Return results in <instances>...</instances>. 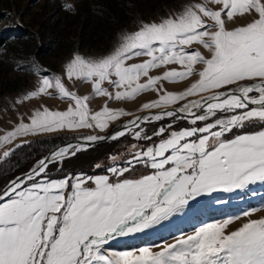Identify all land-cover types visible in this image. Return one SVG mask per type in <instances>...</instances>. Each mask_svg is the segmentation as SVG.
I'll return each instance as SVG.
<instances>
[{
    "label": "snow or ice",
    "instance_id": "1",
    "mask_svg": "<svg viewBox=\"0 0 264 264\" xmlns=\"http://www.w3.org/2000/svg\"><path fill=\"white\" fill-rule=\"evenodd\" d=\"M209 5L219 7L214 10ZM237 16L248 22L228 30L224 17L232 21ZM194 44L208 55L189 52ZM133 57L147 59L126 64ZM168 64L187 70L149 76L150 69ZM194 65L202 68L193 71ZM65 73L68 80L91 84L95 95L110 101L157 91L161 79L176 82L198 76V80L181 93L165 92L143 104L148 114L124 128L137 129L135 139L150 143L134 146L131 158L123 164L112 157L107 174L52 178L50 165L81 150L80 145L70 144L39 160L0 190V264H264V218H249L232 231L226 230L228 225L240 216L206 223L175 238L174 243L155 246L159 250L144 246L114 251L108 247L118 237L161 225L199 197L264 183V0L191 4L159 23H143L102 58L74 55ZM141 77L148 79L140 83ZM105 82L116 91L102 87ZM49 89L74 101L75 106L67 111L44 108L35 112L30 123H20L0 138V147L20 136L65 128L94 124L104 130L109 120L127 115L108 107L90 112L89 97L68 91L60 76H42L39 87L22 99L51 95ZM152 109L161 111L152 113ZM165 119L172 123L152 135L141 127ZM177 121H186L187 126L177 130ZM257 123L262 125L259 130H247ZM126 134L120 131L111 138ZM11 154L4 151L2 159L7 161ZM141 168L138 178H130L129 174ZM252 211L241 215L249 217Z\"/></svg>",
    "mask_w": 264,
    "mask_h": 264
},
{
    "label": "rangeland",
    "instance_id": "2",
    "mask_svg": "<svg viewBox=\"0 0 264 264\" xmlns=\"http://www.w3.org/2000/svg\"><path fill=\"white\" fill-rule=\"evenodd\" d=\"M194 3H203V0H0V138L6 136L9 131H14L20 123H30L34 113L42 112L44 108L49 111H67L70 105L75 106L74 101L60 98L53 89H49L51 95L41 94L24 101L22 99L24 95L39 87L42 76L50 78L60 76L68 91L81 98L89 97L86 104L92 113L102 111L104 107H108L110 111L127 113L117 120H109L104 130L97 129L93 124L92 127L71 130L65 128L51 133L17 137L11 143L0 147V158L4 151H10L17 144L34 137L63 134L67 137L64 143H68L85 136L109 134L123 121L129 119L130 122L132 117L146 112L142 110L143 104L159 99V96L165 92L178 94L190 87L191 83L198 80V76L176 82L161 79L155 86L157 91L140 93L131 100L110 101L106 96L95 95L91 84L75 79L68 80L65 66L77 54L86 59H99L111 54L122 42L124 35L138 30L143 23H159L162 19L174 16ZM209 6L214 10L219 7ZM224 19L228 30L248 22L246 17L240 16L234 17L232 21H228L226 17ZM187 50L201 51L202 54L208 55L207 50L195 44ZM146 59L147 57H133L126 61V64L142 63ZM201 68V65H194L193 71ZM186 70L181 65L168 64L150 69L149 76L162 77L168 71ZM147 79L148 77H141L139 82L145 83ZM102 87L113 93L116 91L107 82ZM192 98L195 97L189 99ZM17 101L21 102L17 103ZM174 106L178 107V105ZM169 123H172V120L165 119L144 123L141 127L146 134L152 135L155 130ZM185 126H187L186 121L175 123L177 130ZM136 130L132 129L125 135L132 142L116 156L118 164H123L125 160L131 158V153L135 150L134 146L150 143L136 140L133 135ZM112 164L113 161L110 159L99 165L104 172H107L105 165L108 167ZM248 210L254 211L249 217H243L241 214ZM237 216L241 219L234 220L228 225L227 231L236 230L249 218H264V183L257 182L246 189L232 193L217 192L199 197L198 202H192L191 207L170 217L161 225L143 233L118 237L110 241L108 247L114 251L132 250L144 246L159 250L155 246L174 243L175 238L191 234L195 227Z\"/></svg>",
    "mask_w": 264,
    "mask_h": 264
},
{
    "label": "trees",
    "instance_id": "3",
    "mask_svg": "<svg viewBox=\"0 0 264 264\" xmlns=\"http://www.w3.org/2000/svg\"><path fill=\"white\" fill-rule=\"evenodd\" d=\"M262 125L257 123L253 128L247 129L248 131L259 130ZM67 137L63 134H50L34 138L27 139L25 142L20 143V147H14L12 154L7 161L0 158V190L11 179L23 172H27L33 168L35 163L40 160L48 151L53 150L57 145L64 143ZM124 136L114 141L104 142L97 144L95 147H91L87 151L82 153H76L73 157H70L59 164L50 165L49 175L52 178H63L67 175H103L107 174L101 167L97 168L96 165L103 164L112 159V157L118 156L120 151L124 150V147L128 146L132 141ZM106 169L107 166L105 165ZM105 169V170H106ZM139 171L129 174V176H139Z\"/></svg>",
    "mask_w": 264,
    "mask_h": 264
},
{
    "label": "water",
    "instance_id": "4",
    "mask_svg": "<svg viewBox=\"0 0 264 264\" xmlns=\"http://www.w3.org/2000/svg\"><path fill=\"white\" fill-rule=\"evenodd\" d=\"M199 97H195V98H192V99H198ZM179 106V105H178ZM173 107H177V106H173ZM161 111V109H156V110H151V112L152 113H158V112H160ZM148 114V112L146 111V112H143V113H140V114H138L136 117H143V116H145V115H147ZM136 117L134 116V117H132L133 119H136ZM132 118H130V119H132ZM129 120V119H128ZM128 120H126V121H123V123L122 124H120L116 129H114L113 131H111L109 134H106V135H102V136H98V137H103V139H98L97 141H87L85 138L86 137H88V136H85V137H82V139H80V138H78V139H74V140H71V141H68V143L66 142V143H64V144H62V145H59V146H56V147H54V149L52 150H50V151H48L42 158H40V160L41 159H43V158H45V157H48V156H50L51 155V153L53 152V151H55V150H57V149H59V148H61V147H65V146H67V145H80L81 146V150H79V151H77L76 153H82L83 151H86V150H88V149H90L91 147H95L97 144H101V143H104V142H110L111 140H114V139H112L111 137L113 136V135H115V134H117V133H119L120 131H126V132H129V131H127L125 128H124V126L125 125H128L129 124V121ZM133 129H135V128H133ZM118 138H120V137H118ZM75 153V154H76ZM74 155H70V156H68V157H66L65 159H67L68 160V158H70V157H73ZM64 159V160H65ZM39 161V160H38ZM37 161V162H38ZM36 162V163H37ZM36 163H35V165H36ZM34 165V166H35ZM54 165V164H53ZM33 166V167H34ZM31 170V169H30ZM30 170H27V172H29ZM27 172H23V173H21V174H19V175H17V176H23L24 174H26ZM17 176H15L14 178H13V180L17 177ZM12 180V179H11ZM10 180V181H11ZM9 181V182H10ZM8 182V183H9ZM7 183V184H8ZM7 184L5 185V186H3V188H5L6 186H7ZM2 188V189H3ZM1 189V190H2Z\"/></svg>",
    "mask_w": 264,
    "mask_h": 264
},
{
    "label": "bare ground",
    "instance_id": "5",
    "mask_svg": "<svg viewBox=\"0 0 264 264\" xmlns=\"http://www.w3.org/2000/svg\"><path fill=\"white\" fill-rule=\"evenodd\" d=\"M240 23H241V22H240ZM133 120H135V119H132L131 121H133ZM131 121H130V122H131Z\"/></svg>",
    "mask_w": 264,
    "mask_h": 264
}]
</instances>
